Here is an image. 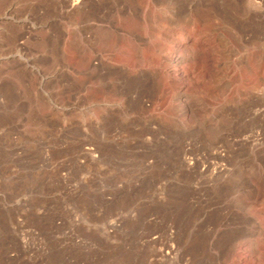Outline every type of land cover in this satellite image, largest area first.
I'll return each instance as SVG.
<instances>
[{
    "label": "rangeland",
    "instance_id": "374dc122",
    "mask_svg": "<svg viewBox=\"0 0 264 264\" xmlns=\"http://www.w3.org/2000/svg\"><path fill=\"white\" fill-rule=\"evenodd\" d=\"M0 264H264V0H0Z\"/></svg>",
    "mask_w": 264,
    "mask_h": 264
}]
</instances>
